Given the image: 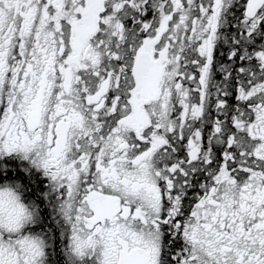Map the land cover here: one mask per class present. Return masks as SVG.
<instances>
[{
  "label": "snow or ice",
  "instance_id": "obj_1",
  "mask_svg": "<svg viewBox=\"0 0 264 264\" xmlns=\"http://www.w3.org/2000/svg\"><path fill=\"white\" fill-rule=\"evenodd\" d=\"M0 264H264V0H0Z\"/></svg>",
  "mask_w": 264,
  "mask_h": 264
}]
</instances>
